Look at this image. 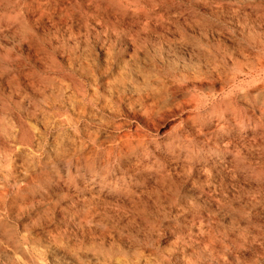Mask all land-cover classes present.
Here are the masks:
<instances>
[{
    "label": "clouds",
    "instance_id": "1",
    "mask_svg": "<svg viewBox=\"0 0 264 264\" xmlns=\"http://www.w3.org/2000/svg\"><path fill=\"white\" fill-rule=\"evenodd\" d=\"M0 264H264V0H0Z\"/></svg>",
    "mask_w": 264,
    "mask_h": 264
}]
</instances>
